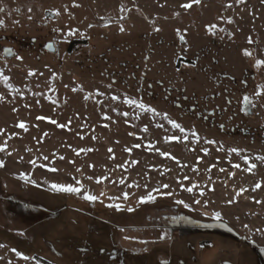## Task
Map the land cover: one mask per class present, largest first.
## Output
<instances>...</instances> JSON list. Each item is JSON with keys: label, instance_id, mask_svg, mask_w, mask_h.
Wrapping results in <instances>:
<instances>
[{"label": "rangeland", "instance_id": "374dc122", "mask_svg": "<svg viewBox=\"0 0 264 264\" xmlns=\"http://www.w3.org/2000/svg\"><path fill=\"white\" fill-rule=\"evenodd\" d=\"M188 2L0 0L4 22L0 49L12 45L16 51L8 59L0 50V70L9 78L7 83L0 79V129H4L0 145H6L0 151L5 162L0 167V264H42L33 253L52 262L63 224L78 227L69 222L76 214L77 223L84 222L87 230L95 222L105 227L107 239L102 246L116 248L118 253H110L109 258L119 264H149L150 255L159 264L168 259L170 250L175 254L181 247L194 250L199 258L195 264H247L251 256L255 259L248 246L264 253V162L256 159L264 156V95L256 98L250 117L227 113L223 131L175 107V97L168 93L171 87H184L205 98L213 89V84L202 80V73L175 70V59L184 51L196 56L200 65L218 57L223 67L234 71L248 67L244 48L252 47V61L264 59V0H201L188 10L181 7ZM46 10L55 17L46 19ZM70 29L76 31L69 35ZM179 34L186 46L179 44ZM50 40L56 51L43 52L42 45ZM30 69L35 75H27ZM131 70H136V78L146 71L149 80L123 79ZM262 72L264 66L256 68L258 79ZM160 77L178 79L153 80ZM223 84L230 86L228 80ZM217 90L212 92L222 106ZM126 98L143 102L159 115L127 103ZM163 114L184 131L174 128ZM19 122L25 123L26 130L17 126ZM234 124L237 128L229 132L228 126ZM171 136L179 139L167 140ZM137 144L139 148L134 147ZM156 148L176 159L160 155ZM234 148L240 151H231ZM79 149L92 151L77 155ZM245 156L256 164L252 172L246 170ZM32 160L35 166L29 163ZM53 168L58 171H50ZM20 173L29 179H20ZM104 176L108 179L96 182V177ZM122 177L126 178L123 184L119 183ZM76 180L98 199L89 202L83 193L55 192L49 186L53 182L75 185ZM257 181L262 187L252 191ZM193 185L191 192L186 190ZM240 189L247 191L237 195ZM149 193L155 199L140 202ZM83 202L97 213L75 211L87 205ZM201 240L207 243L199 245ZM13 249L23 255L17 256Z\"/></svg>", "mask_w": 264, "mask_h": 264}, {"label": "flooded vegetation", "instance_id": "af4514ba", "mask_svg": "<svg viewBox=\"0 0 264 264\" xmlns=\"http://www.w3.org/2000/svg\"><path fill=\"white\" fill-rule=\"evenodd\" d=\"M178 37V42L181 46H186V41H181V38ZM247 49L249 52H253L252 47L244 48ZM243 49V50H244ZM42 50V47H41ZM250 56H245V64L248 65L247 68L243 70H238L235 68L232 70H228L227 68L223 67L222 60H219L218 57H211L209 63L201 64V61L196 56H191L188 52L184 51V54H181L176 57L174 62L175 70H183L188 69L192 71V74L202 73L203 79L207 80L209 84H213V91L215 88H219L217 90L220 97L217 99H221L223 102L222 106L216 102V96L212 92H208L205 98L201 97L200 95L196 94L193 91L186 92L184 87H171L168 90V93L174 95L175 107L188 112L189 115H194L195 117L200 118L204 123L211 127H218L220 130H225V122L222 121V118L226 117L227 113L235 118L243 116L245 118L250 117L253 115L254 103L256 101L257 96L253 94L258 90L257 88L254 89L252 83H255V86L264 84V72L261 73L260 79H258L255 73L256 67L255 62L251 60ZM145 63H147L146 59H144ZM221 65V66H220ZM237 71V74L234 72ZM136 70H131L127 73L126 77L123 79H137L139 82L142 80H149L147 79V72L141 71L140 77L136 78ZM241 74L244 76L241 77ZM178 78H155L153 80H177ZM152 80V79H151ZM183 80V79H181ZM196 80V79H191ZM228 80L230 82V86L224 87L223 81ZM240 80V81H239ZM239 81V84H238ZM160 84V83H159ZM162 84V83H161ZM148 90L152 89V84H147ZM219 91L223 92V97L219 93ZM167 93V94H168ZM228 93V94H227ZM247 95L252 101L253 104H244L243 97ZM238 124H234L233 126H228V131H234L237 128Z\"/></svg>", "mask_w": 264, "mask_h": 264}, {"label": "trees", "instance_id": "16d2710c", "mask_svg": "<svg viewBox=\"0 0 264 264\" xmlns=\"http://www.w3.org/2000/svg\"><path fill=\"white\" fill-rule=\"evenodd\" d=\"M68 49H72V45H70ZM84 204H87V203H84ZM92 207L93 206H90V204L89 205L87 204L86 206H83L82 208L76 207L75 208L76 210L75 209L74 210L75 211L81 210L85 213L96 214L97 212ZM77 217H79L78 214H76L75 220H70L69 222H71L72 225L78 224L79 228L76 226H73V228L69 229V227H67L68 224H66L64 227V224H65L64 223L62 226V229H64V231H63V234L61 235L62 240H61L60 246L54 250L52 248L49 249L50 251L53 250L52 252H56L55 258L52 262L36 253L32 254L33 258H35L37 261H39L42 264H119V263H116L114 259L109 258L110 253L112 256H115L118 253L116 248L115 247L110 248L109 246H105V245L102 246L105 243V239H107L106 234H105L106 233L105 227L101 225L100 223L97 224L95 222V224L91 226V229L87 230L85 228V225L83 224L84 222L77 223L78 222ZM89 223L91 224L92 222H89ZM90 224L89 225L86 224V226L87 225L90 226ZM233 232L234 230H232V233ZM83 236H86V237H83ZM232 237L233 236H231L230 239H232L235 242L236 238L234 237L232 238ZM206 243H207L206 240H201L199 245H203ZM188 245H190V243H187V247ZM248 247L252 255L255 257V259L252 258L251 256L247 264H257V263L264 264V253L257 251L256 249L254 250L253 247H250V246ZM186 250H183L182 247L178 250L175 249L174 251L177 252L175 254H173L170 250L168 259L159 264H190L191 262L190 260H194L192 264L198 263L197 261L199 258H195L196 256H194L195 255L194 250L193 249L191 250V248L190 250L186 248ZM246 251L248 254H250L248 252V249ZM120 252H121V257L124 255L123 258H126L125 250L121 251L120 249ZM62 257H65V258L61 259ZM114 258L116 259V257ZM148 262L149 264H158L156 263L154 257L152 258L151 255L148 258ZM125 264H136V263H133L132 261H129V262L127 261Z\"/></svg>", "mask_w": 264, "mask_h": 264}, {"label": "snow or ice", "instance_id": "6c2138e0", "mask_svg": "<svg viewBox=\"0 0 264 264\" xmlns=\"http://www.w3.org/2000/svg\"><path fill=\"white\" fill-rule=\"evenodd\" d=\"M243 2H244V0H236V3H243ZM200 3H201V0H189L188 3H184V4H182L181 7L184 8L185 10H188V9H190L193 5L200 4ZM74 6H79V5H74ZM228 6L230 7L231 5H228ZM0 11H2V9H0ZM56 14L59 15V12H56ZM29 19H31V17H29ZM101 19H104V18L102 17ZM228 22L231 23V18H230V17L228 18ZM3 23H4L3 20H0V26H2ZM89 27H92V25H89ZM214 28H215V26H209V29H210V30H213ZM57 30H58V29H57ZM120 30L123 31V30H124L123 27H121ZM156 30L158 31L159 29H156ZM75 31H76V30L70 29L68 34L71 35V34H73ZM178 32H179V30H178ZM180 38H181V40H184V36H183L182 34L180 35ZM248 42H249L250 44L252 43L251 38H249V41H248ZM51 46H52L51 44L48 45V47H51ZM4 52H5V54H9V55H10V54H12V49H10V48H6V49H4ZM243 54H244L245 56H250V55H252V53L249 52L247 49H244V50H243ZM16 58H17L18 60H22V59H23V58L20 57V56H17ZM254 66H255L256 68H261L262 66H264V59H256V60H255V65H254ZM27 75H28V76L35 75V70H31V69H30V70L28 71ZM53 75H55V73H53ZM0 79L4 80L6 83L8 82V79H9L6 75L3 74V71H2V70H0ZM78 87H79V86H78ZM109 87H111V85H109ZM257 89H258V90H257L256 93H255V95H256L257 97H259V96H261V95H264V84L258 85V86H257ZM76 90H77L76 88H73V91H76ZM85 98H87V97H85ZM0 99H3V97L0 96ZM112 99L115 100V99H118V97L113 96ZM126 102H127V103H130V104H138V107H139L140 109L150 111V112H152L154 115H159V113H157L156 109H154V108H152V107H150V106L145 105L143 102H139V103H138L136 100H133V99H130V98H126ZM243 102H244V104H246V105H247V104H253V101H252L247 95H245V96L243 97ZM253 106H254V105H253ZM13 111L15 112L16 109L14 108ZM124 115H127V113H124ZM163 115H164V118L167 119L168 122H169L174 128L180 129L181 132L184 131V129L181 127V125L178 124L175 120L170 119V118L167 116V114H163ZM37 119H40V120L49 119V120H50V118H48V117H37ZM50 122H51L52 124H54V125H57V121H55V120H50ZM69 123H70V121H69ZM17 126L26 130V125H25L24 122H19ZM57 126H58V127H61V128L67 127V125H64V124H58ZM144 130L146 131L147 128L145 127ZM3 131H4V129H0V132H3ZM45 135H47V133H45ZM193 135H195V133H193ZM94 139H95V137H94ZM177 139H179V137H177V136L167 137V140H177ZM185 139H187V137H185ZM208 143H214V141H208ZM5 147H6V145H0V151H4V150H5ZM134 147L139 148L140 145L137 144V145H134ZM84 151H92V149H79V150H76V154L79 155L80 152H84ZM108 151H109V153H112L113 150H112L111 148H109ZM126 151L131 152L132 149H131V148H128V149H126ZM155 151L159 152V154L162 155V156H170L172 159H174V160L176 159L174 156H171V154L168 153V152H161L159 148H156ZM204 151L206 152L207 150L205 149ZM231 151H233V152H239L240 150L234 148V149H231ZM112 158H114V157H112ZM44 159L47 160L48 158H47V157H44ZM60 159H64V158H63V157H60ZM198 159H199V158H198ZM243 159H244L245 163L248 165V167H247L246 170H247L248 172H252L253 169L256 168V164H255V163H249V157H247V156L243 157ZM256 159H257V160H260V161H262V162H264V156H257ZM29 163L33 164L34 166L36 165V161H35V160L29 161ZM72 163H74V162H72ZM126 163H127V162H126ZM131 163L135 164V163H137V161H132ZM4 166H5V162H4L3 160H0V167H4ZM42 166H43V167H47V165H42ZM89 167H94V166H93V165H89ZM118 167L123 168L124 165H118ZM234 167H237V168H238V167H240V165H234ZM50 171L55 172V171H58V169H54V168H53V169H50ZM77 171H80V170L77 169ZM221 171H223V169H221ZM229 175L231 176V175H233V174L230 173ZM19 177H20V179H25V180L29 179L28 175L25 174V173H20V174H19ZM88 179H93V178H92V177H88ZM107 179H108L107 176H104V177H96V178H95V180H96L97 183H101V182H103V181H105V180H107ZM125 179H126V178H123V177L120 178V179H119V183L123 184L124 181H125ZM185 179H188V177H185ZM30 182L35 183V181H30ZM49 186H50L51 190H53V191H55V192L71 193V194H76V195H80L81 193H83V197H82V198H83L84 200H86V201H89V202H95V201L98 199L97 196H95V195H93V194H91V193H89V192L83 190V189H84V186H83V184L81 183L80 180H76V181H75V185H73V184H59V183H54V182H53V183H51ZM131 186H132V185H129V187H131ZM162 187H163V188H167L168 185H163ZM181 187H184V186L181 185ZM193 187H196V186L193 185L192 187H188L186 190L189 191V192H191V191L193 190ZM261 187H262V182H261V181H257V182L255 183V185H254L252 191H256L257 189H260ZM153 191H157V192H158L159 190H158V189H154ZM244 191H247V189H240V190L237 192V195H240V194L243 193ZM101 195H103V193H101ZM163 195L171 196L172 193H171V192H165V193H163ZM201 195H203V191H201ZM124 198H125V199L128 198V194H127V193H124ZM110 199H112V198H110ZM154 199H155V197H154L151 193H149L147 196L141 197V198H140V202H150V201H153ZM233 202H235L234 199L228 201L229 204H231V203H233ZM255 202L258 203V204L261 203V201H258V200L255 201ZM176 203H178V204H183L184 207H186V208L189 207V205L186 204L184 201H176ZM196 203H199V201H196ZM206 203H207V202H206ZM108 206H109V207H115V208H117V209L120 208V205H119V204H109ZM128 211H133V209H132V208H129ZM215 218H216L217 220H220V219H221V214H220L219 212H216V213H215ZM125 238L127 239L128 237H125ZM160 238H161V239H164L165 237L162 235ZM0 247H3V245H0ZM13 251L16 252V255H17V256H22V255H23L22 253L17 252L15 249H13ZM24 258H25V259H28V257H24Z\"/></svg>", "mask_w": 264, "mask_h": 264}, {"label": "water", "instance_id": "95a60500", "mask_svg": "<svg viewBox=\"0 0 264 264\" xmlns=\"http://www.w3.org/2000/svg\"><path fill=\"white\" fill-rule=\"evenodd\" d=\"M44 14H45V18L46 19L55 17V14L52 13L50 10H46ZM181 41L183 42V40H181ZM49 44H51L52 46L48 47ZM6 48L12 49V54H10V55L9 54H5L4 49H6ZM0 50H1L2 57L10 59V58H13L14 56H16V51H15V49H14V47L12 45H2ZM42 51L43 52L54 53L56 51V47L54 45V42L52 40L46 41L42 45Z\"/></svg>", "mask_w": 264, "mask_h": 264}]
</instances>
